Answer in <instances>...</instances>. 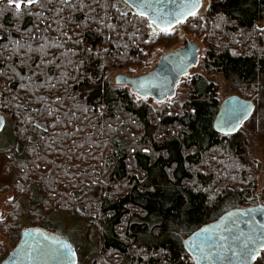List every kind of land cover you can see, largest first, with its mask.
Segmentation results:
<instances>
[{
	"label": "trees",
	"instance_id": "1",
	"mask_svg": "<svg viewBox=\"0 0 264 264\" xmlns=\"http://www.w3.org/2000/svg\"><path fill=\"white\" fill-rule=\"evenodd\" d=\"M120 2L43 0L18 15L0 1V113L11 119L0 155L14 178L12 242L27 203L43 210L35 211L42 229L55 232L47 221L55 211L95 226L93 264H195L185 240L248 207L259 170L251 139L216 130L219 91L205 76L190 80L186 102L157 109L107 75L142 65L154 48L175 44L179 30L197 33L208 47L203 69L252 91L247 121L259 123L264 0H207L203 14L159 32ZM229 189L242 197L230 209Z\"/></svg>",
	"mask_w": 264,
	"mask_h": 264
},
{
	"label": "water",
	"instance_id": "2",
	"mask_svg": "<svg viewBox=\"0 0 264 264\" xmlns=\"http://www.w3.org/2000/svg\"><path fill=\"white\" fill-rule=\"evenodd\" d=\"M139 2L140 0H137V3ZM183 4L184 0H149L150 7L145 8L144 15H140L141 9L136 6V3H129L126 6L137 15L145 17L150 28L159 32L170 31L192 17L188 16L179 23H169L174 19L170 13L181 9ZM202 7L203 0H200L197 14ZM154 16L163 19H157L154 22ZM200 50L198 45L188 42L182 48L163 55L154 68L147 73L138 76L118 75L116 84L128 86L141 99L151 98L158 103L173 99L180 80L198 66ZM254 109L253 101L240 96H231L221 103L214 126L222 134H233L250 119ZM0 118H2L1 132L5 125L1 113ZM205 237H211V239L205 243ZM221 237L223 239H220ZM249 239L252 241L250 246L259 247L264 244V206L227 212L216 222L201 226L187 238L184 249L195 264H241V260L236 258L234 252L238 253L243 242ZM204 254L209 258H201ZM256 260L249 264H255ZM15 263L76 264V253L69 242L61 236L30 229L23 232L19 247L3 264Z\"/></svg>",
	"mask_w": 264,
	"mask_h": 264
},
{
	"label": "rangeland",
	"instance_id": "3",
	"mask_svg": "<svg viewBox=\"0 0 264 264\" xmlns=\"http://www.w3.org/2000/svg\"><path fill=\"white\" fill-rule=\"evenodd\" d=\"M10 3V0H0ZM122 1V0H120ZM119 3V8L122 10H127L124 5ZM208 5L207 0H203V7L200 13H204ZM178 40L172 46H161L153 49L152 52H148L147 57L144 59L143 64L130 69H118L112 70L108 73L107 79L113 87H118L116 84V79L118 75L124 74L128 76H138L148 71L152 70L157 64L159 59L176 49L182 48L188 42L194 43L200 47V61L198 66L193 69L190 74L183 77L177 88L176 96L173 99H167L163 103H158L154 99L152 104L155 105L157 109H161L164 106H171L173 103H184L189 98V88L188 83L196 75L205 76L208 80H211L218 87L219 100L222 103L225 99L231 96H240L241 98L247 100H254V93L247 90L232 81H227L221 74H208L204 69L203 65L205 62L208 47L204 44V40L200 35L193 32H185L184 30H179ZM150 99V98H149ZM5 125L4 129L0 132V148H3L8 143L9 139V127L11 124V119L7 115H3ZM262 121L257 122V119H253L251 122L246 121L241 130L244 134L248 135L250 141V151L253 152L255 159L259 163V170L255 177V180L248 186V193L251 194L250 202L248 207H258L264 206V111H262ZM249 120V119H248ZM249 122V123H248ZM6 158L0 155V264L6 260L11 253L15 251L18 244L15 246L12 240V230L15 229L14 219L17 214L14 208V193H13V173L7 172L6 170ZM239 192L229 189L226 192L225 206L227 208H232L236 206L240 200ZM29 204L23 203L22 217L20 221V227L22 232L34 229L42 228L39 225L42 224L43 219L39 218L37 211H43L36 208L31 210ZM47 219L48 224L55 228V232L66 239L71 247L76 253V264H93L97 257L99 250L101 248V237L98 229L95 226H90L86 221L79 220L77 218H71L67 214H61L58 212H53ZM58 213V214H57ZM183 236V235H182ZM21 238V236H20ZM264 262V258L263 261ZM262 264V263H261Z\"/></svg>",
	"mask_w": 264,
	"mask_h": 264
},
{
	"label": "snow or ice",
	"instance_id": "4",
	"mask_svg": "<svg viewBox=\"0 0 264 264\" xmlns=\"http://www.w3.org/2000/svg\"><path fill=\"white\" fill-rule=\"evenodd\" d=\"M123 2L125 4L136 3V6L141 9L140 15H144L145 8L150 7L149 0H140L139 3H137V0H123ZM10 3L14 5L15 9L17 10V14L19 15L22 13L23 10L30 9L33 5L42 6L43 0H10ZM59 3L63 5H70L71 0H59ZM199 6H200V0H184V4L181 9H179L176 12L170 13V15L174 17V19L170 20L169 23L170 24L179 23L183 19H186L188 16H195L197 14V9ZM153 19L155 22L157 19H163V18L154 16ZM109 27L112 26L109 25ZM46 46H47L46 44L41 45V48L37 49L36 51H43V49ZM52 46L60 47V45H52ZM16 47L17 49L20 47L18 42L16 44ZM28 51L29 52L32 51L30 46L28 47ZM53 62L54 61H49V63H53ZM0 124H2V118H0ZM210 239L211 237H205L204 242L207 243ZM220 239H223V237H221ZM250 244H252L251 239L243 242L238 253L234 252L236 258L241 260V264H249V262L255 261L259 257L261 250L264 249V244L259 245V247L250 246ZM201 251L203 252V249H201ZM220 255H224V253H220ZM201 258L208 259L209 257L208 255L204 254L202 255Z\"/></svg>",
	"mask_w": 264,
	"mask_h": 264
},
{
	"label": "flooded vegetation",
	"instance_id": "5",
	"mask_svg": "<svg viewBox=\"0 0 264 264\" xmlns=\"http://www.w3.org/2000/svg\"><path fill=\"white\" fill-rule=\"evenodd\" d=\"M248 208H253V207H241V208H236V209H248ZM232 210H235V209H232ZM231 211V210H230ZM229 212V211H228ZM227 213V212H226ZM225 213V214H226ZM224 215V214H223ZM222 215V216H223ZM221 216V217H222ZM220 217V218H221ZM219 218V219H220ZM219 219H217V220H219ZM217 220H215V221H213V222H210V223H214V222H216ZM208 224V223H207ZM30 230V229H29ZM34 230H42V231H45V232H47V233H49V234H53V235H56V236H59L57 233H55V232H53V231H49V230H46V229H42V228H34ZM25 232V231H24ZM22 234H23V232H22ZM22 234H21V239H20V241H19V245H20V243H21V241H22ZM19 245L17 246V248L19 247ZM16 248V249H17ZM16 249H15V251H16ZM14 251V252H15ZM13 252V253H14ZM13 253H11V255L13 254ZM11 255L6 259V260H4V262L3 263H5L10 257H11ZM263 258H264V250L261 252V254H260V256L257 258V260H256V263L255 264H264V262H262L263 261ZM2 263V264H3ZM15 264H17V263H15Z\"/></svg>",
	"mask_w": 264,
	"mask_h": 264
}]
</instances>
